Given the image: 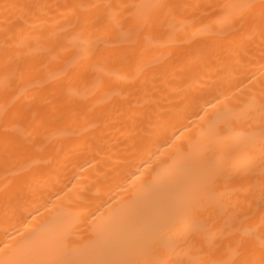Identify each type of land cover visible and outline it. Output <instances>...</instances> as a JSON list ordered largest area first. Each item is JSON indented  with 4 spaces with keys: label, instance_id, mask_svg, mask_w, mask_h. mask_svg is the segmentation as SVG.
<instances>
[{
    "label": "bare ground",
    "instance_id": "6f19581e",
    "mask_svg": "<svg viewBox=\"0 0 264 264\" xmlns=\"http://www.w3.org/2000/svg\"><path fill=\"white\" fill-rule=\"evenodd\" d=\"M0 264H264V0H0Z\"/></svg>",
    "mask_w": 264,
    "mask_h": 264
}]
</instances>
